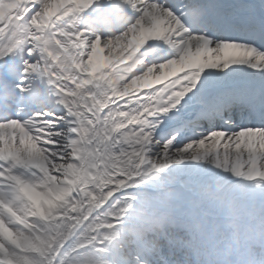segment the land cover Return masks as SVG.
<instances>
[{
  "label": "snow or ice",
  "instance_id": "obj_1",
  "mask_svg": "<svg viewBox=\"0 0 264 264\" xmlns=\"http://www.w3.org/2000/svg\"><path fill=\"white\" fill-rule=\"evenodd\" d=\"M0 264H264V0H0Z\"/></svg>",
  "mask_w": 264,
  "mask_h": 264
},
{
  "label": "clouds",
  "instance_id": "obj_2",
  "mask_svg": "<svg viewBox=\"0 0 264 264\" xmlns=\"http://www.w3.org/2000/svg\"><path fill=\"white\" fill-rule=\"evenodd\" d=\"M227 244H228V241H227L226 239H224V240L222 241V244H221V249H223L224 246L227 245Z\"/></svg>",
  "mask_w": 264,
  "mask_h": 264
}]
</instances>
